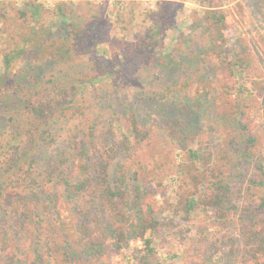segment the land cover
Segmentation results:
<instances>
[{"label":"rangeland","instance_id":"obj_1","mask_svg":"<svg viewBox=\"0 0 264 264\" xmlns=\"http://www.w3.org/2000/svg\"><path fill=\"white\" fill-rule=\"evenodd\" d=\"M62 3L68 10L64 24L62 17H53ZM24 10L26 18L21 16ZM215 15H223L226 25L216 23ZM35 17L44 21L38 24ZM68 23L80 33L68 35V26H62ZM229 42L237 43L238 51L248 49L244 54L252 82L244 91L245 103L238 93L243 75L236 69L231 75L227 63ZM48 100L53 107L43 117L29 112V106ZM263 103L264 0H0V159L13 157L12 166L3 165L0 174V192L10 194L0 200L4 238L16 251L33 256L38 225L33 218L21 219L16 210L24 204L20 194L30 210L44 218L46 247L51 243L60 257L81 254L75 229L79 216L65 197L60 173L80 177L77 143L82 144L90 127H96L103 140L127 135L133 147L128 120L132 113L150 131L149 144L128 161L131 177L140 173L134 180L142 190L138 210L150 203L156 218L170 219L166 205L176 202L187 185L194 186L192 176L198 171L191 166L184 141L194 150L209 152L211 165L224 170L221 178L237 191L239 182L227 174L226 158L254 138L256 155L242 170L249 179L262 180ZM177 120L186 123V136L176 129L177 136H170L171 121ZM30 128L36 142L24 149ZM110 131L112 136H106ZM14 145L22 151H15ZM31 164L33 190L27 189L32 178L25 174ZM110 173L114 175L113 167ZM13 179L21 180V186H8ZM248 185L244 194L251 201L264 197V187L249 193ZM206 191L202 186L196 197ZM248 216L239 208L225 226L207 212H197L189 221L176 218L175 225L158 227L155 247L164 264H240L234 259L244 253L240 232ZM231 238L236 244L231 245ZM2 242L0 254L8 257ZM138 245L140 241L128 254ZM231 249L233 254L224 259L222 254ZM5 256L1 262L6 263ZM122 258L115 257L111 264H127Z\"/></svg>","mask_w":264,"mask_h":264},{"label":"trees","instance_id":"obj_2","mask_svg":"<svg viewBox=\"0 0 264 264\" xmlns=\"http://www.w3.org/2000/svg\"><path fill=\"white\" fill-rule=\"evenodd\" d=\"M57 10L58 13L53 17H62V23L64 24L66 22L65 18L68 16L65 4L59 5ZM27 14L25 10L21 11L22 17L26 18ZM215 17L216 23L226 25L223 15H215ZM34 20L38 24L44 21L43 17H35ZM53 21L57 22L55 19ZM62 26H68L66 32L70 36L73 33H80L79 28L70 23ZM227 30L225 29V32ZM238 50L241 49L237 43L229 42L225 52L228 56L227 63L230 65V74L235 75L234 69H236L243 75V86L238 89V93L240 95L239 99L245 103L243 94L247 90V85L252 82V77L247 71L251 64L244 54L248 52V49ZM24 54L25 51H22V55ZM13 60H17V58ZM7 69L9 68L7 67ZM228 92L231 96L233 95L230 91ZM52 107V101L48 100L46 102L42 101L37 106H29L28 110L37 118H41ZM128 120L131 136L135 140L133 147H131V137L127 135H123L121 140L114 139L111 141V137H106L103 140L100 139L101 135L97 133L96 127H90L87 134L84 135V139L82 138V144L77 143L81 162L79 166L80 177L78 179L70 178L69 174L66 173L67 171L60 173V185L64 187L65 197L73 204V211L79 216L75 229L80 237L81 254L66 252L64 256L60 257L54 251L51 243L47 242L48 247H46L42 242L45 228L43 226L44 218L30 210L29 201H26L27 198L19 194L20 202L24 201V204L20 203L22 206L19 205L16 209L20 213L21 219L27 221L33 218L38 225L35 227L32 239L36 244L35 251L33 256H27L23 252L16 251L11 241L4 238L7 236L6 233L3 234L0 230V240L3 241L2 247L8 252V257L0 254V264H111V260L118 256H122L127 264H164V258L155 247L160 225L165 227L175 225L176 218L189 221L197 212H207L216 218L220 226H225L228 223V216L239 208H243L249 214V218L246 217L245 219H249L251 222L245 223L244 219L240 232L242 242L240 248L244 250V253H242L241 259L234 260L240 261V264L249 262L264 264V197L255 202L251 201L253 198L244 194L246 182L249 183L246 188L249 193H252L254 188L264 187V166H260L262 180L249 179L246 172L242 170V168H247L248 165L253 163L252 159L256 155V140L249 138L241 150L236 147V152L226 158L227 163L225 164L230 167L227 174L238 179L237 191L234 190L231 181L226 182L221 178L225 171L220 167L215 168L211 165L212 155L209 152L202 153L201 149L194 150L184 141L183 146L189 148L187 152L191 166L198 171L197 174L192 176L194 186L187 185L183 193L178 194L176 202H170L166 205L165 210H168L172 215L170 219L159 220L154 216L155 208L150 203L147 204L146 208L141 207L138 210L141 204L142 190L141 186L135 183L134 180L139 178L140 173L133 172L132 178L131 167H128V161L133 158L136 150L149 144L150 131L143 127L136 113H132ZM171 123L174 127V130L170 132L171 137L177 136L175 129L181 130L184 135L186 134V128L188 127H186L184 121L177 120V122L171 121ZM111 132L106 133V136H112ZM86 136L89 139H86ZM101 141H104V143ZM35 142L34 130L30 128L27 131V141L23 145L24 149L33 147ZM14 149L20 152L22 146L14 145ZM12 158L0 159V174L6 169L3 165L5 167L12 166ZM33 166L31 164L25 172L27 176L32 178L30 185L27 187L31 190H33L36 183L32 172ZM111 167H113L114 175L110 173ZM217 172H220V174ZM19 183L21 184V180L19 182V180L13 179L8 183V186L18 188L21 186ZM204 185H206L207 191L205 194L196 197ZM145 191L149 193L147 189ZM5 195L2 189L0 200L5 197L10 198V194ZM34 195L37 196V193ZM56 195L58 199H61L59 194ZM57 198L52 197L51 199L52 201H55V199L58 201ZM16 203L19 202L16 201ZM35 205H37L36 201ZM58 206L56 204L57 210L59 209ZM2 222L0 219V226H2ZM137 241H140L141 245H138L132 251V255H129V250H132L133 244ZM230 243L234 245L236 240L231 238ZM67 245L71 249L74 247L71 242H67ZM233 252L234 250L231 249L222 255L225 259V257L231 256ZM4 256L7 259L6 263L1 262ZM115 264L117 263L115 262Z\"/></svg>","mask_w":264,"mask_h":264}]
</instances>
